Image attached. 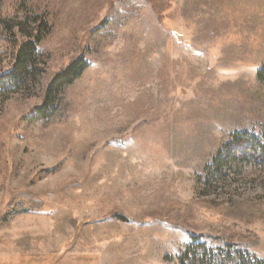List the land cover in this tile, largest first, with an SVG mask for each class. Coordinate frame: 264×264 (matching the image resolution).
<instances>
[{"label":"rangeland","instance_id":"374dc122","mask_svg":"<svg viewBox=\"0 0 264 264\" xmlns=\"http://www.w3.org/2000/svg\"><path fill=\"white\" fill-rule=\"evenodd\" d=\"M58 1L44 87L80 56L91 66L48 128L23 121L44 89L6 104L0 264H177L190 235L264 261V159L234 141L264 144V0H131L140 11L97 49L90 33L128 0ZM22 7L0 13V72L16 53L2 26ZM217 151L236 167L213 176Z\"/></svg>","mask_w":264,"mask_h":264},{"label":"trees","instance_id":"16d2710c","mask_svg":"<svg viewBox=\"0 0 264 264\" xmlns=\"http://www.w3.org/2000/svg\"><path fill=\"white\" fill-rule=\"evenodd\" d=\"M5 1L0 0V13ZM22 1L23 7L18 16V24L11 30L2 26L5 40L15 44L16 53L12 67L7 71L0 72V118L7 102L15 95L24 92L39 94L44 89L42 104L36 107L30 115L25 116L23 121L29 125L42 123L45 128H48L53 122L65 117L68 111L66 92L90 68L91 63L84 56H80L56 74L44 87L43 77L46 73L47 59L41 53L39 45L51 34L53 28L51 19L57 14L60 2L58 0ZM131 10L138 13L140 7L128 0L119 12L113 16L109 15L92 30L90 43L94 41L97 49L102 41L111 42L116 39L117 35L113 31L127 23L128 12ZM262 75L264 73L260 72L259 78ZM246 136L247 134L240 141H234L241 142L250 137L253 139L254 148L251 149L249 155L255 161L258 158L264 159L262 140L255 139L254 135ZM222 155V151H217L206 163L204 171L208 172L207 174L217 176L224 167H229L232 170L236 167L235 159L223 160ZM206 184L209 183L206 181ZM28 210L30 208L27 207L11 209L3 218L2 224L12 221L16 216L28 212ZM118 219L126 220L123 217ZM189 238L188 244L178 257L177 264H264V261L257 258L247 246L242 248L234 243L215 246L203 241L202 236L190 235ZM165 260L169 264L174 261L171 257H166Z\"/></svg>","mask_w":264,"mask_h":264}]
</instances>
